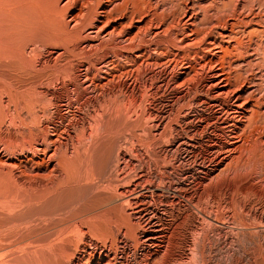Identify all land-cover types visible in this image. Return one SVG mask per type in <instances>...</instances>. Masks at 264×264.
Wrapping results in <instances>:
<instances>
[{"label":"rangeland","instance_id":"1","mask_svg":"<svg viewBox=\"0 0 264 264\" xmlns=\"http://www.w3.org/2000/svg\"><path fill=\"white\" fill-rule=\"evenodd\" d=\"M0 264H264V0H0Z\"/></svg>","mask_w":264,"mask_h":264},{"label":"bare ground","instance_id":"2","mask_svg":"<svg viewBox=\"0 0 264 264\" xmlns=\"http://www.w3.org/2000/svg\"><path fill=\"white\" fill-rule=\"evenodd\" d=\"M50 13V12H49ZM54 24V23H53Z\"/></svg>","mask_w":264,"mask_h":264}]
</instances>
